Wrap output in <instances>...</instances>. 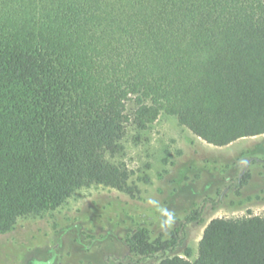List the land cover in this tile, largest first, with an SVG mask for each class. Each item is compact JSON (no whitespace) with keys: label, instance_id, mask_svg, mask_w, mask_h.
Returning <instances> with one entry per match:
<instances>
[{"label":"trees","instance_id":"16d2710c","mask_svg":"<svg viewBox=\"0 0 264 264\" xmlns=\"http://www.w3.org/2000/svg\"><path fill=\"white\" fill-rule=\"evenodd\" d=\"M162 112L214 145L264 133V0H0V232L83 185L131 191L106 154ZM156 264H264V214L215 217L195 260Z\"/></svg>","mask_w":264,"mask_h":264},{"label":"rangeland","instance_id":"374dc122","mask_svg":"<svg viewBox=\"0 0 264 264\" xmlns=\"http://www.w3.org/2000/svg\"><path fill=\"white\" fill-rule=\"evenodd\" d=\"M120 142L121 151L106 159L128 171L131 191L91 183L56 207L19 216L0 232V264L195 260L211 219L264 214V133L214 145L162 112L146 128L128 122ZM136 233L175 247L144 255L134 248Z\"/></svg>","mask_w":264,"mask_h":264}]
</instances>
